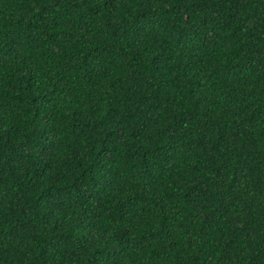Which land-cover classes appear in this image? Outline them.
I'll list each match as a JSON object with an SVG mask.
<instances>
[{"label": "trees", "instance_id": "trees-1", "mask_svg": "<svg viewBox=\"0 0 264 264\" xmlns=\"http://www.w3.org/2000/svg\"><path fill=\"white\" fill-rule=\"evenodd\" d=\"M0 264H264V0H0Z\"/></svg>", "mask_w": 264, "mask_h": 264}]
</instances>
